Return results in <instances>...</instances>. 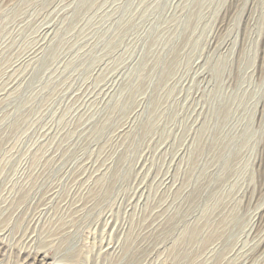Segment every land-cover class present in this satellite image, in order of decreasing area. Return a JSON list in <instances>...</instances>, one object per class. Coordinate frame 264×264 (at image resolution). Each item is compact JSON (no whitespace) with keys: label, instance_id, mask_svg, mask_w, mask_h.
I'll return each instance as SVG.
<instances>
[{"label":"rangeland","instance_id":"1","mask_svg":"<svg viewBox=\"0 0 264 264\" xmlns=\"http://www.w3.org/2000/svg\"><path fill=\"white\" fill-rule=\"evenodd\" d=\"M29 254L264 264V0L0 1V264Z\"/></svg>","mask_w":264,"mask_h":264},{"label":"bare ground","instance_id":"2","mask_svg":"<svg viewBox=\"0 0 264 264\" xmlns=\"http://www.w3.org/2000/svg\"><path fill=\"white\" fill-rule=\"evenodd\" d=\"M1 1V0H0ZM205 128H207V126H205ZM202 146V144L200 143V147ZM199 147V151L201 152V149L202 148H200ZM197 150V149H196ZM196 152V151H195ZM194 162H196L197 161V159L194 157ZM29 255H31V254H29ZM32 256V261L31 262H28V261H26V262H24L25 264H32V263H34L35 262V260H36V257H34L33 255H31Z\"/></svg>","mask_w":264,"mask_h":264}]
</instances>
